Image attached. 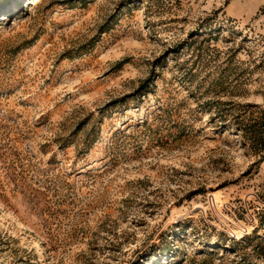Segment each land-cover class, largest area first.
<instances>
[{"label":"rangeland","instance_id":"rangeland-1","mask_svg":"<svg viewBox=\"0 0 264 264\" xmlns=\"http://www.w3.org/2000/svg\"><path fill=\"white\" fill-rule=\"evenodd\" d=\"M0 264H264V0H0Z\"/></svg>","mask_w":264,"mask_h":264}]
</instances>
